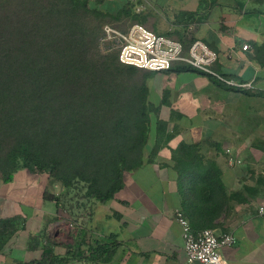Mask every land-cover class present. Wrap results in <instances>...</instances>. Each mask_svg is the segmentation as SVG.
Masks as SVG:
<instances>
[{
	"label": "trees",
	"instance_id": "obj_1",
	"mask_svg": "<svg viewBox=\"0 0 264 264\" xmlns=\"http://www.w3.org/2000/svg\"><path fill=\"white\" fill-rule=\"evenodd\" d=\"M104 2L0 0V179L10 182L22 169L47 174L60 192L46 190L44 198L76 229L77 211L113 200L125 174L154 161L164 142L157 135L150 146L155 109L147 81L155 71L122 64L118 51L102 43L104 23L124 16L140 22V15L130 1L117 15L102 10ZM174 159L194 230L216 228L233 202L248 201L242 192H227L219 165L199 144H181ZM25 228L19 217L0 218V257L9 256L7 245ZM81 232L65 246L30 235L31 249L40 254L16 264L94 262L117 243L97 242L86 251Z\"/></svg>",
	"mask_w": 264,
	"mask_h": 264
},
{
	"label": "crops",
	"instance_id": "obj_2",
	"mask_svg": "<svg viewBox=\"0 0 264 264\" xmlns=\"http://www.w3.org/2000/svg\"><path fill=\"white\" fill-rule=\"evenodd\" d=\"M128 1L141 21L124 16L116 22L125 20L128 28L143 24L186 46L192 39H201L218 53L216 72L250 86L227 85L193 69L177 71V64L167 71L152 72L147 81L149 101L155 109L150 146L157 135L164 141L154 161L127 172L125 185L113 200L93 201L79 210V229L70 230L72 224L62 227L60 239L57 219L45 232L47 222L61 213L54 201L44 198L46 190L55 193L59 185L52 184L49 177L20 170L29 174L31 188L43 183L41 203L35 210V221H41V227L36 232H28L26 227L22 230L26 233L20 231L6 249L29 245L30 235L37 234L45 236L43 243L70 245L80 230L86 251L97 242L117 243L100 260L67 264H200L187 261L183 229L176 217V211L182 210L190 221L174 159L180 145L187 143L199 144L201 153L217 162L229 194L242 192L248 199L233 202L231 215L224 214L213 228L218 235L231 232L236 239L233 245L221 248L225 263L264 264V218L258 213L264 205V51L259 50L264 46V0H108L101 9L117 15ZM244 45L249 48L243 50ZM228 148L242 164L228 163ZM4 183L9 182L1 180L0 187ZM5 217L20 218V214ZM65 217L70 221L68 214ZM6 249L12 255L13 248Z\"/></svg>",
	"mask_w": 264,
	"mask_h": 264
},
{
	"label": "built area",
	"instance_id": "obj_3",
	"mask_svg": "<svg viewBox=\"0 0 264 264\" xmlns=\"http://www.w3.org/2000/svg\"><path fill=\"white\" fill-rule=\"evenodd\" d=\"M118 42L115 49L113 43ZM102 43L111 44L118 51L119 61L125 65L135 66L149 71H167L175 64H184L212 76L227 85L249 87V84H237L223 77L214 70L218 53L201 39H192L186 46L175 38L159 35L140 23L132 24L121 33L110 26L103 27ZM248 45L242 47L247 50ZM228 163L231 166L242 164L232 149H226ZM259 215L264 218V205L259 207ZM176 217L183 229L184 250L187 261H198L200 264H226L221 248L236 242L231 232L218 235L213 229L194 230L182 210L176 211Z\"/></svg>",
	"mask_w": 264,
	"mask_h": 264
},
{
	"label": "rangeland",
	"instance_id": "obj_4",
	"mask_svg": "<svg viewBox=\"0 0 264 264\" xmlns=\"http://www.w3.org/2000/svg\"><path fill=\"white\" fill-rule=\"evenodd\" d=\"M107 1L108 0H105V2L102 5H100V8H104L107 5ZM125 24H127L125 20H123V22H120V23L116 21H110V22L107 21L106 23L103 24V27L108 25L114 30L123 33L128 29V27L124 26ZM113 45L115 49L119 48L118 42L115 41ZM100 47L102 51V46L100 45ZM27 175L29 174L28 173L26 174V172H18L15 174L14 179L12 181H10L9 183H4V186L0 187V216H1L0 218H2L3 216H14L15 214H20V218L23 221H25V223L27 222L26 227H27L28 232L29 231L36 232L41 227V226L39 227V224H41V221H35L36 220L35 210L41 203L40 192L42 190L41 186H43V183L41 182L39 184L38 186L39 188L37 187L31 188L29 184L30 180H28L29 176ZM42 177L46 179L49 176L47 174H44ZM56 184L59 186L56 187L54 191L55 193H59L60 184L58 183ZM51 186H49L50 190L52 189ZM64 212H60L61 214H59L60 216H62V218H60L59 215H58L59 218L57 217V221L59 220L60 222L58 226L59 239L61 236V228L64 226L70 227V224H71L70 221L65 220L66 218L65 215L67 213H64ZM78 213L79 212L77 211L76 214ZM63 220H65V222H63ZM75 225H72L70 227V230H76ZM48 228H49V225L47 226V229ZM21 233L22 235H24L26 232L22 231ZM12 248H13L12 255L10 254V256L5 258L4 260L0 259V264H16V262L19 260L31 259L33 257L38 256V253L33 251L30 245L28 244L22 245L20 247H12ZM12 248L9 247L8 249H6V251L9 252L10 249Z\"/></svg>",
	"mask_w": 264,
	"mask_h": 264
}]
</instances>
